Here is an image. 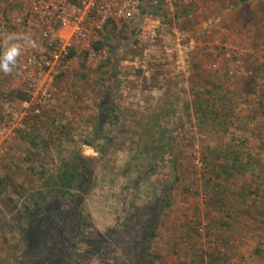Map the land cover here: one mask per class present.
<instances>
[{
	"label": "rangeland",
	"instance_id": "rangeland-1",
	"mask_svg": "<svg viewBox=\"0 0 264 264\" xmlns=\"http://www.w3.org/2000/svg\"><path fill=\"white\" fill-rule=\"evenodd\" d=\"M152 1L146 0L144 10L123 27L108 23L99 30L93 47L97 42H102L101 46L94 48L91 57L81 52L68 62L55 76L45 105L39 101L41 91L26 88L17 67L10 74L0 72V177H6L9 185L0 198V264H26L28 213L38 212L39 206L56 209L54 203L71 202L64 208L69 214L78 198L88 224L82 222L74 231L76 235L67 239L63 227L66 244L62 255L72 263L113 264L116 252L111 253L112 244L104 241L101 248H110L104 254L109 261L93 253L98 249L92 232L111 236L114 228H122L132 208L156 200L157 206L167 201L168 205L159 210L156 236L144 246L150 254L160 256L157 264H198V254L215 249L220 241L218 221L222 217L217 208L207 205L211 191L205 188L203 178L209 171L200 154L203 143L193 128L195 120L188 118L186 107L194 82L214 81L238 93L239 87H244L240 77L245 70L257 67L264 72V0H186L178 12L186 7L191 10L178 21L176 15L163 10L159 0L156 4ZM156 6L160 8L152 12ZM24 13L23 3L0 0V22L10 23L4 33L0 31V47L10 34L24 37L33 33L18 25ZM19 40L22 43L23 39ZM257 83L264 94V74ZM16 90L25 91L29 100L16 98ZM244 99L240 101L243 109L253 104L254 99L242 103ZM109 107L116 112L111 113ZM106 113H118L120 118L117 121L109 115L105 121ZM260 121L264 123V115ZM55 126L54 134L59 132L61 139L51 137ZM23 129L31 137L37 136L35 146L23 138ZM257 131L248 136L246 147L258 161L255 171L261 177L253 182L247 173L239 180L230 179L225 195L229 200L240 199L232 190L233 182L252 181V187L259 183L264 189V125ZM106 138L111 139L108 146ZM152 139L158 148L146 150ZM75 156L97 161L87 195L85 185L61 196L54 192L56 185L41 187L38 170L44 168L46 176L55 177ZM13 189L19 190V195L10 202L6 197ZM39 190L46 193L45 204ZM248 190V198L257 199L252 193L256 190ZM71 195L75 196L70 199ZM238 219L243 224L236 223L240 224L236 237L227 245L219 244L226 257L222 264H264V255L253 253L257 239L249 238L252 233H262L256 229L258 225L247 223L245 216ZM208 225L218 227L214 232L210 227L209 236H205ZM197 226L200 230L195 231ZM258 238L264 240V234ZM48 239L46 247L51 248L53 238ZM59 248L61 245L56 246L57 251ZM57 251L50 258L41 245L31 250L39 262L45 257L53 260Z\"/></svg>",
	"mask_w": 264,
	"mask_h": 264
},
{
	"label": "trees",
	"instance_id": "trees-1",
	"mask_svg": "<svg viewBox=\"0 0 264 264\" xmlns=\"http://www.w3.org/2000/svg\"><path fill=\"white\" fill-rule=\"evenodd\" d=\"M159 8L160 7L156 6L152 12H156ZM141 9L144 10L143 8ZM187 10L191 9L186 7L179 12L177 11L175 14L176 17L179 18L184 16ZM1 32L4 33L5 31ZM101 44L102 42H97L94 48L98 49ZM73 52L74 51H71V54H73ZM114 64L116 65V61ZM262 67H264V63H262ZM259 70H261V68L254 67L244 71V74L242 75L243 77H240L241 79H244L241 83L244 87H239L238 93L232 91L230 88L224 87L223 84H217L214 81L208 80L201 81L200 83L194 82V85L191 87L192 99L189 101L186 110L188 112V118L195 120L193 128H195V132L201 137L203 143L202 152H200V154L204 158L202 159L204 166L207 167L209 171L208 177L203 178V183L206 184L205 188L211 191V197H208L209 200L207 201V205L217 208L216 210L219 211V214H221L222 217V221H218L220 223L218 225L220 228L217 236L220 241L216 242L215 249L198 254V264H222L226 260L225 255L223 254V256L221 254L222 252L219 250V244L227 245L231 239L236 237L240 225L236 223L238 221L241 222L238 218L241 219V217L243 218L244 216L247 218V223L252 226L258 225L256 226V229H258L259 232H262L261 234L259 233V235H256L257 233L255 232L249 236L250 239H257L255 241L256 245L253 248V253L256 255H264V240L258 238L264 234V189H262L259 183L252 187V181L259 180L261 176L259 173L256 174L255 171V165L258 161L253 158L252 153L247 152L246 147L249 142L248 136L255 133L257 134L259 126L264 125V123L260 121L261 116L264 115V94H262V91H259L257 88V79L259 75L264 74V72L261 73L262 71ZM14 94L16 98L22 101H28L30 98L25 91L16 90ZM242 98H245L242 103H248V100L254 99L253 102L250 100L253 104H249L251 106L243 109L240 107V101ZM42 110L46 111L44 108ZM109 111H111V113L116 112V110L110 107ZM106 114L107 115L103 116L105 121L107 117L109 118V115H112L115 120L118 121L121 112L120 114ZM51 124H54V122H51ZM34 129L35 127H33L32 130ZM57 130L58 129L55 126L51 137L58 136V139H61L60 137L62 135H59V132H56V135L54 134ZM25 131L26 129H23V132ZM36 137L37 136L31 137L30 132H25L23 135V138H27L28 143L33 146L37 143ZM104 140L105 143L108 142L106 146L111 142V139L110 141H108L109 139L107 138ZM172 141L174 142V140ZM87 145H90V147L94 146L89 142ZM106 146L102 147L104 148L102 155L106 154ZM157 148L156 143L152 139L150 146L147 147L146 150L153 151ZM96 150L98 151L99 148L97 147ZM153 158H156V156ZM71 161L70 164L68 163V165L59 169L55 177L50 178L48 175L46 176L44 168L38 170L36 174L38 175V179L42 180L41 187L50 186V184H52V186L56 185L58 189L54 192L61 196L67 194L71 189L82 190V185H85L86 190L84 193L87 195L92 186V182H90L89 179L91 178L92 170H94L95 165L93 166V164L97 161L94 162L93 158H83L81 156H78V159L75 156ZM247 173H249L252 179H254L250 181L251 184H246L247 182H243L241 185L235 184L236 182L232 183V188H234L232 190L236 192V195L239 196L240 199H237L236 201H233V199H227L225 195L227 193V188H229L230 179L239 180ZM217 179L219 180L217 181ZM8 189L9 185L6 183V177H0V198L1 194ZM247 189H249L248 192L250 193L251 190H256L255 192L252 191V193L256 194L257 199L251 198L250 200V197L248 198V195L245 192ZM63 191H65V193ZM18 193L19 190H11L6 197L7 200L15 202V194ZM39 196L40 201L43 202L42 204H45V191L43 192L42 190H39ZM73 196L75 195H71L70 199H72ZM69 203L67 202V204L64 205H61L59 202L57 204L54 203L56 209L39 206L37 210L38 212L35 211L36 214L31 212L28 213L29 218L27 226L31 233L28 232L29 236L25 239L27 246L29 247L26 264H56L52 259L51 261L47 260L46 257L39 262L40 260L35 258V254L34 252H31V250L36 248V246L41 245L44 251H46L45 253H47L45 256L53 258L52 254L57 251L56 246L61 245V243H59V237L64 239L63 227L65 228V232H67L65 235L67 239L76 235L74 231L81 226L82 222H84V226L88 224V221H86L87 216L83 215V208L80 206L81 199L78 198V201H73L74 206L72 211H70L69 214H65L64 208ZM155 203L150 205L145 204L143 207L132 208L133 211L130 216L126 217L122 228H114V231L111 230L113 234L109 237H104L101 233L92 232L93 237H95L92 238V240H95L98 249L93 253L98 255L101 259L104 258L103 260L107 259L108 257L104 255L106 254L105 249L107 250L110 248H101L103 244L108 241V244H112L111 253L116 252V255L113 258L115 261L113 264H117L116 260L120 262V264H157V260L160 256L150 254V252L145 250L144 244L145 242L150 241L152 237L154 238V236H156L155 230L159 226V210L167 206L168 201L167 204L161 203L158 206ZM35 205L38 206L40 203L35 202ZM14 208L15 206H12L11 210ZM50 212H53L54 214ZM255 212L258 215H253ZM236 213L239 215H236ZM70 217L71 219H69ZM218 226L208 225L205 231V236H209L210 227H212L211 229L214 232V228ZM46 227H49V229L46 230ZM194 229L197 231L200 230V227L197 226ZM187 237H190V235ZM48 238H50V241L52 238L53 240H56L54 246L53 243L51 244V248L46 247L49 244ZM117 252L119 254H117ZM57 253L60 256L65 253L62 249V245ZM69 259L70 258L68 257L65 261L62 260L61 263L81 264L79 261L72 263ZM81 260L86 262L87 258L82 256ZM96 260L95 262H97ZM218 261H220V263Z\"/></svg>",
	"mask_w": 264,
	"mask_h": 264
},
{
	"label": "built area",
	"instance_id": "built-area-1",
	"mask_svg": "<svg viewBox=\"0 0 264 264\" xmlns=\"http://www.w3.org/2000/svg\"><path fill=\"white\" fill-rule=\"evenodd\" d=\"M25 6L18 25L30 29L32 41H17L22 47L17 68L31 91H41L39 101L45 105L55 76L81 52L95 54L93 38L108 23L121 28L141 13L146 0H16ZM163 10L175 15L186 0H159ZM156 4V0L152 1ZM178 21V18H177ZM17 26V23L14 24ZM10 23L0 22L6 31ZM36 31V36L34 33ZM71 51H74L71 54ZM21 58V60L19 59ZM196 164H201L198 160ZM203 164V163H202Z\"/></svg>",
	"mask_w": 264,
	"mask_h": 264
},
{
	"label": "clouds",
	"instance_id": "clouds-1",
	"mask_svg": "<svg viewBox=\"0 0 264 264\" xmlns=\"http://www.w3.org/2000/svg\"><path fill=\"white\" fill-rule=\"evenodd\" d=\"M23 39L32 43L29 37H18L16 34L8 35L4 45L0 47V72L10 74L16 68L18 57L21 55L22 47L17 41Z\"/></svg>",
	"mask_w": 264,
	"mask_h": 264
},
{
	"label": "flooded vegetation",
	"instance_id": "flooded-vegetation-1",
	"mask_svg": "<svg viewBox=\"0 0 264 264\" xmlns=\"http://www.w3.org/2000/svg\"><path fill=\"white\" fill-rule=\"evenodd\" d=\"M50 213H52V214H54L53 212H50ZM74 215L77 217V215L74 213ZM59 234V233H58ZM108 236V235H107ZM109 237V236H108ZM109 240V239H108ZM104 241H105V239H104ZM56 242V240H52V243H53V246H54V243ZM106 242H108V241H106ZM59 243H61V245H65L66 244V241H64V239L63 238H61V237H59ZM59 247H60V245H58ZM60 249V248H59ZM65 261L66 260V257L64 258V256L62 255V256H60L59 254H58V256L57 257H55L54 259H53V262L54 263H56V264H64V263H61V261Z\"/></svg>",
	"mask_w": 264,
	"mask_h": 264
}]
</instances>
